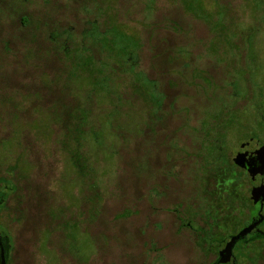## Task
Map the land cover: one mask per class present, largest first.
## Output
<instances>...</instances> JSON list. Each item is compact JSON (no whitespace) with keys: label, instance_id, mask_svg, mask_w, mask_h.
I'll return each mask as SVG.
<instances>
[{"label":"rangeland","instance_id":"374dc122","mask_svg":"<svg viewBox=\"0 0 264 264\" xmlns=\"http://www.w3.org/2000/svg\"><path fill=\"white\" fill-rule=\"evenodd\" d=\"M48 1L43 13L50 32L62 20L82 27L85 17L102 25L116 15L110 32L115 43H95L90 55H49L41 37L32 46L43 48L40 56L48 55L58 70L36 74L49 98L38 99L30 84L26 111L0 99V178L19 186L11 198L14 211L1 219L14 237L13 264H207L204 241L180 227L175 209L194 207L189 215L199 221L193 225L206 224L200 169L212 164L205 147L216 135L218 116L219 123L234 125L227 132L229 157L244 126L264 131V0ZM5 3L3 28L23 37L8 5L33 13L42 11L40 2ZM32 18L31 30L42 31L40 18ZM17 66L21 73L11 79L22 80L25 68ZM138 82L155 83L161 101L152 106L138 100L130 87ZM131 100L138 101L129 105ZM142 112L162 117L155 132L141 133L143 123L152 124ZM209 125L212 131L205 132ZM65 131L83 133L79 156L71 155L72 139L65 149ZM263 131L254 135L264 140ZM207 184L213 189L211 175ZM257 244L247 247L256 251Z\"/></svg>","mask_w":264,"mask_h":264},{"label":"flooded vegetation","instance_id":"af4514ba","mask_svg":"<svg viewBox=\"0 0 264 264\" xmlns=\"http://www.w3.org/2000/svg\"><path fill=\"white\" fill-rule=\"evenodd\" d=\"M38 1L42 11L38 9L34 10L33 13L25 6L8 5L10 13L13 15V23H18L24 30L23 37L17 39L14 29L3 28V22H0V28H2L0 29V41H3L0 42V99L5 105L15 109L21 108L25 111L28 108L24 106L25 102L29 105L28 100H31L29 96L31 95L30 84L35 85L36 92L34 93L38 99L49 98L50 94L45 95L44 84L38 80L36 74L51 73L52 70L49 69L55 68L48 55L40 58L37 54L43 48L33 47L35 41L41 40V37L45 38L49 46L44 49L49 52V55L53 54V51H93L94 44L89 41L91 37L89 24L91 21H98L85 17L81 27L77 25V20L74 22L67 21L64 24L62 20V23L52 28V32H50L46 29L45 19L48 15L43 13L48 0ZM52 1L56 2V0H49L48 4ZM30 2L31 0H24L23 4ZM0 3L6 5L5 0H0ZM32 14L40 18L39 26L42 27V31L31 30ZM105 21L104 31H111L113 24L111 16H108ZM31 48L34 50L30 53ZM17 64H21L25 68L22 80L15 79V77L11 79V75L15 74L16 71L21 73ZM32 68H35L33 75L36 76V82L34 83L32 81ZM147 71L150 75L149 69ZM151 78L155 79L152 76ZM138 84L141 85L142 82H138ZM154 87L157 90L156 84ZM137 97L138 100L143 99L142 96ZM19 100L24 101L20 103ZM136 102L131 100L128 104L131 105ZM0 112L1 115L4 114L1 108ZM158 119L161 120L162 117L157 116V112L156 115L152 114V124L148 123V125H152L151 128L143 123L141 133H145L146 129L152 133L155 132L154 123ZM232 125L213 124L212 126H216V135L210 139L208 146L205 147L207 160L212 162V164H206L200 169L202 175L200 178L201 204H203V211L209 208V212L205 215L206 224L193 225V221H199L198 218L194 219L189 215V211L196 210L194 207L183 210V213L180 212L179 208L175 209L180 227L189 228L191 235L195 237L200 235L204 241L201 251L204 250L206 256H210L207 264H235L236 262L237 264H246L247 262L248 264H257L260 259L264 260V140L254 135V132L260 134L263 129L259 127V131H256L254 126H244L240 132V140L237 139L236 141L238 143L236 151L229 157L226 151L232 142H229L230 133L227 134V132L229 128L232 129L234 126ZM146 126L148 128H144ZM203 130L211 132L212 127L209 125L207 130ZM237 135L239 136V132ZM210 175L214 179V187L209 190L210 185L207 184V180ZM2 177L0 178V207H2L0 210V264H13L15 262L14 237L8 225L1 224V219L5 216L4 212L14 211L15 203L11 202V198L17 197L19 186L15 184L16 187L10 186L6 180H11V178ZM13 189H16L15 194L9 191ZM157 191L156 195L162 193L161 190L157 189ZM202 218L204 219V215ZM1 227L3 228L1 229ZM231 240H234V244L231 252H227V245ZM214 242H216L215 245H213ZM252 243H260V246L257 244L256 251L248 249L247 245ZM240 251L242 255L239 254ZM241 256H243L242 261L240 258L235 259ZM223 258L228 260L222 261Z\"/></svg>","mask_w":264,"mask_h":264},{"label":"trees","instance_id":"16d2710c","mask_svg":"<svg viewBox=\"0 0 264 264\" xmlns=\"http://www.w3.org/2000/svg\"><path fill=\"white\" fill-rule=\"evenodd\" d=\"M85 1H88V0H85ZM101 3L100 2H97L94 6H96L100 11H105V7H103L102 6V4L100 5ZM148 9H149V7H148ZM115 17L117 18V16L115 15ZM114 16H112L111 17V21H112V23H113V19L115 18ZM91 20H94V18L93 19H91ZM112 26H113V24H112ZM112 26H111V29H112ZM89 28H91L90 29V32H91V37H90V42L91 43H93V44H100L101 42H110L111 43V46H114V43H115V40H114V36H112L111 34H110V30H108V32H105L104 31V29H105V24H102L101 25V23L99 22V21H96V20H94V21H91L90 22V24H89ZM99 29V30H98ZM97 30V31H96ZM96 31V32H95ZM102 31V32H101ZM101 35V38L100 39H96L95 37L97 36V35ZM94 37V40L95 41H92V38ZM224 38V37H223ZM225 40H227V39H225ZM88 42V41H87ZM228 42V41H227ZM89 43V42H88ZM230 45H234L235 44V42L233 43H230V42H228ZM66 49V48H65ZM69 52H78V51H68V52H65L66 53V55H68V53ZM89 53V55L92 53V51H88ZM91 52V53H90ZM95 53H94V55H95V57H97L98 59H101L100 57L103 55L102 53H101V51H99V50H95L94 51ZM39 56H40V53H37ZM175 57V56H174ZM40 58H43V57H41L40 56ZM174 59H176V58H174ZM49 70H52V72L51 73H49V74H51V75H54V74H57L58 73V70L57 69H55V68H53V69H49ZM155 84V83H154ZM130 87H131V89H132V91H133V89H134V91L136 90V92H139V94L142 96V98L145 100L146 99V103H147V105L148 104H151L152 106L153 105H157L158 103H159V101H161L159 98H156L157 97V91H155L156 90V88L154 87L153 88V82H152V85L151 86H147V85H144V82H142V84L141 85H139L138 83H134L133 85H130ZM154 92V93H153ZM125 99V97H124V95H122V101ZM154 115H156V114H154ZM68 118H69V122H71V120H74V117H72V116H68ZM146 118H148V119H151L152 118V114L151 113H148V112H146ZM64 123H66V122H64ZM217 124H219V116H218V120H217V122H216ZM221 123V122H220ZM223 123V122H222ZM223 124H225V123H223ZM82 135H83V133H81V135H80V137H73V136H71L69 133H66V131L64 132V137H63V145L65 146V149L67 150V148H68V145H70L69 144V140L70 139H72L73 141H75L76 143V147L72 150V152H71V155L72 156H75V157H77V156H79V152H78V146H79V144H80V142H81V137H82ZM77 151V152H76ZM125 215H127L126 213H124ZM197 238H199V239H201V236L199 235L198 237H196V239Z\"/></svg>","mask_w":264,"mask_h":264},{"label":"water","instance_id":"95a60500","mask_svg":"<svg viewBox=\"0 0 264 264\" xmlns=\"http://www.w3.org/2000/svg\"><path fill=\"white\" fill-rule=\"evenodd\" d=\"M233 244H234V240H231L230 243L227 245V250H226L227 252H231ZM227 260H228L227 258L222 259V261H227Z\"/></svg>","mask_w":264,"mask_h":264}]
</instances>
